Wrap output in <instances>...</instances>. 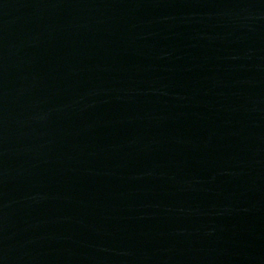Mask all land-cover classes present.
Segmentation results:
<instances>
[{"label":"water","instance_id":"obj_1","mask_svg":"<svg viewBox=\"0 0 264 264\" xmlns=\"http://www.w3.org/2000/svg\"><path fill=\"white\" fill-rule=\"evenodd\" d=\"M0 264H264V0H0Z\"/></svg>","mask_w":264,"mask_h":264}]
</instances>
